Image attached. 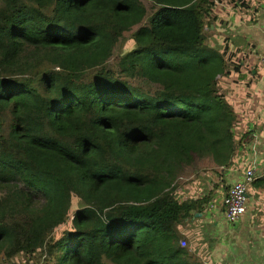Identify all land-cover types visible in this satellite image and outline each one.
Instances as JSON below:
<instances>
[{
  "label": "trees",
  "instance_id": "16d2710c",
  "mask_svg": "<svg viewBox=\"0 0 264 264\" xmlns=\"http://www.w3.org/2000/svg\"><path fill=\"white\" fill-rule=\"evenodd\" d=\"M176 1L0 0L3 261L193 264L179 226L209 196L174 192L203 160L231 166L237 117L219 90L227 51L207 44L222 0Z\"/></svg>",
  "mask_w": 264,
  "mask_h": 264
},
{
  "label": "crops",
  "instance_id": "0c3cea01",
  "mask_svg": "<svg viewBox=\"0 0 264 264\" xmlns=\"http://www.w3.org/2000/svg\"><path fill=\"white\" fill-rule=\"evenodd\" d=\"M212 17L209 43H221L220 49L227 51L228 70L221 84L237 117V148L229 167H209L205 160L209 168L203 171L209 173L203 180L209 188L202 185L192 199L209 196V203L179 226L180 241L188 242L185 249L197 264H264V0H222ZM253 166L262 176L249 188L246 213L231 226L223 198ZM187 178L197 182L195 175Z\"/></svg>",
  "mask_w": 264,
  "mask_h": 264
},
{
  "label": "rangeland",
  "instance_id": "374dc122",
  "mask_svg": "<svg viewBox=\"0 0 264 264\" xmlns=\"http://www.w3.org/2000/svg\"><path fill=\"white\" fill-rule=\"evenodd\" d=\"M176 2H180V0H177ZM205 32L208 34V30H206ZM209 40H211L210 37H208V41H207L208 47L210 45ZM221 45L222 44L220 43V44H218V46L213 45L212 47H214L215 49H218L219 51H222L220 49ZM133 46H134V43L132 41L120 42L119 45L117 46V48L115 49L114 54H113L112 58L110 59L108 66L112 70H114L115 72L119 73L120 69L118 68V64H119L122 56H124L125 53L130 51ZM92 76H93V74H91V77ZM221 78H222L221 76L218 77L219 90L221 91V93L222 92L224 93L225 89L223 88V85L221 84L222 83ZM126 79L134 87L139 88V89L143 90V92H146L149 94L154 93L158 89L157 85H154L153 83H151L149 80H147L145 78H141V77L129 78V77H126ZM204 168H209V167H207V163L205 160L199 162L195 166L193 165L191 167H188L184 172H182V174H180V175H182V177H180L178 180L177 188H176L174 194L178 198H180L181 200L185 201V199L190 200L193 197H195L196 195L194 193L199 194L201 192V190L203 189L202 185H206L209 188V181L203 180V177L207 173H209V171H203ZM189 175H192V176L195 175L197 182L193 183L194 178L188 179L187 177ZM198 175H199V177H198ZM197 177H198V179H197ZM181 202H183V201H181ZM72 219H73V217H70L69 221L65 225L58 228L59 230H56L54 232V234L51 236V238L59 239L63 235V233L65 232L64 230L70 225V223H71L70 221H72ZM190 262L193 264H197L194 260H192V258L190 259ZM0 264H58V262L55 259H51L50 257H47V254L44 253L43 251L38 250V252L31 257L20 255L10 262L3 261V257H1L0 258Z\"/></svg>",
  "mask_w": 264,
  "mask_h": 264
},
{
  "label": "built area",
  "instance_id": "2783aa9c",
  "mask_svg": "<svg viewBox=\"0 0 264 264\" xmlns=\"http://www.w3.org/2000/svg\"><path fill=\"white\" fill-rule=\"evenodd\" d=\"M260 60L264 62V54L260 56ZM261 176L262 174L257 167L253 166L244 172L241 181L233 184L227 191L223 198V207L225 218L229 225H238L243 215L246 213L249 188L254 182L260 179ZM181 246L183 248L188 247V242L186 240H181Z\"/></svg>",
  "mask_w": 264,
  "mask_h": 264
}]
</instances>
